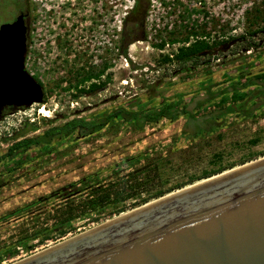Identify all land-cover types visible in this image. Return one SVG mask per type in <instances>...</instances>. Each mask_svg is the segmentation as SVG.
Returning <instances> with one entry per match:
<instances>
[{"label":"rangeland","instance_id":"rangeland-1","mask_svg":"<svg viewBox=\"0 0 264 264\" xmlns=\"http://www.w3.org/2000/svg\"><path fill=\"white\" fill-rule=\"evenodd\" d=\"M132 3L133 0H102L101 39L100 34L95 38L89 32L86 39L82 37L78 41L76 38L78 42L72 40L68 46L63 44V37L45 25L42 27V23L38 28L30 27L25 65L42 84L44 100L3 112L0 156L10 144L41 133L51 123L60 124L76 117L99 119L120 103L129 106L138 102L139 94L144 91L155 94V90L161 89L165 96H170L177 91L195 92L203 83L222 81L227 76L236 81L243 73L244 77L264 75V31L246 36L245 40L237 39L249 30L250 22L264 17V0H148L143 28L146 39L130 43L127 55L118 49L116 58L115 30L120 46L123 20ZM8 17L9 14H0V21ZM252 27L255 29L256 25ZM186 37L188 40L184 41ZM198 37L212 44V48L186 63L162 60L163 55L172 57L179 46L188 45ZM160 41L165 44L157 48L155 45ZM103 63L107 65L103 88L90 93L79 92L78 81ZM255 89L251 92L259 93L260 88ZM247 91L240 93L245 96ZM260 93L263 97L255 99L256 102L254 96L247 102L254 110L253 116L228 115L217 131L195 139L190 136L194 124L188 123L183 115L173 121L160 118L142 129L114 119L85 137L76 138L72 134L63 141L54 140L45 150L32 148L27 155H19L12 161L2 159L0 255L6 249L15 248L16 242L24 237L33 249L18 246L15 256H0V264L18 261L118 215L110 213L109 208L96 209L72 219V228L65 236L47 239L41 244L37 242L44 233L54 231V221L67 211L66 199L60 198V190L72 189L71 185L83 178L94 177L102 183L136 169H147L140 175L149 176L138 194L144 197L150 191L188 182L204 171L236 166L243 160L264 155V89ZM191 95L182 99L183 104L188 103ZM226 99L229 101L230 96ZM217 101L202 108L198 115L218 114ZM40 106L47 108L50 115L40 114ZM42 117H47L51 123H43ZM31 124L36 127L35 131L29 129ZM188 128L187 134L182 133ZM16 133L23 137L16 139ZM85 194L77 193L80 197ZM76 197L74 202L81 201ZM135 197L118 204L126 205L127 209L122 212L131 209L129 205L139 196Z\"/></svg>","mask_w":264,"mask_h":264},{"label":"water","instance_id":"water-1","mask_svg":"<svg viewBox=\"0 0 264 264\" xmlns=\"http://www.w3.org/2000/svg\"><path fill=\"white\" fill-rule=\"evenodd\" d=\"M27 36L22 15L0 26V119L44 99ZM195 182L10 264H264V160L176 192Z\"/></svg>","mask_w":264,"mask_h":264},{"label":"trees","instance_id":"trees-1","mask_svg":"<svg viewBox=\"0 0 264 264\" xmlns=\"http://www.w3.org/2000/svg\"><path fill=\"white\" fill-rule=\"evenodd\" d=\"M148 10V0H134L132 7L127 12V14H125L123 20L122 35L120 37L121 45L119 46L122 54L127 55L126 48L130 43L134 42L135 40L146 39V34L143 32V28L144 18L146 17ZM254 20L250 22L251 25H249V30L245 31L243 34L237 37L238 40H245L247 38L246 36L251 37L258 32L264 31V17H259L258 22ZM254 25H256L255 29H253L252 27ZM187 40L188 38L186 37L184 41ZM170 41L173 43L175 42V39H171ZM164 44V41H160L159 43H156L155 46L157 48H162ZM216 44L217 43L215 42L214 46ZM211 48L212 44H210L205 39L198 37L188 45L179 46L172 57H170L169 55H163L162 60L166 62L175 60L178 63H186L188 61L196 59L198 54ZM248 66H251V64ZM241 68L245 69V66H241ZM91 76L92 74L85 75L78 81V83H83L85 80H89ZM222 84H226L227 86L221 87ZM158 87L160 88V85H158ZM218 87L221 88L218 89ZM95 88V84H92L89 90H94ZM249 88L252 89H250L249 91ZM255 88H260L259 90H257L259 93L255 92V94H253V92H251L252 90H256ZM261 89H264V75L253 74L250 77H244L243 73L242 75H239V77H237L236 81H234L233 77L227 76L222 81H218L215 83L205 82L200 87H198L195 92L177 91L170 96H165L161 89L155 90V94L144 91L143 93L139 94L138 102L129 106H125L123 103H120L115 107V109H112L106 115L101 116L99 119H86L84 117H76L70 120H66L65 122L60 124H52L50 120L47 119V117H42L43 123H45L46 121L47 123L51 124L41 133L32 135L30 137H23L22 134L16 133L14 135L16 136V139L20 136H22L23 138L18 139L17 141L6 147L4 149V154L0 156V161L4 159L9 162L16 159L19 155H27L28 151L32 148H41L45 150L51 145L54 140L63 141L64 139L69 138L72 134H75L76 138L85 137L104 128L108 122H111L114 119L126 122L129 126L135 129H142L146 126V124L158 121L160 118H166L173 121L179 116L183 115L188 120V123L194 124L193 132L190 136L191 138L195 139L200 135H206L211 132L217 131L225 124L224 122L226 121V116L228 115L240 114L241 116L247 117L253 116L254 110L252 107L249 108L247 106V102L249 103L251 101L249 99L253 96L255 102L257 101L255 99L263 97V95H261L260 93ZM243 90H248L247 95L244 96L240 93ZM87 91L88 90L84 91L83 89L79 90V92ZM199 92H202V95H199ZM187 95H191L192 97L190 98L188 103L183 104L182 99H184ZM228 95L230 96L229 101H227L226 99V96ZM217 99L218 101L216 104L219 106L220 111L218 114L213 116H210L209 114H202V116L198 115V112L202 108L206 107L209 104H213ZM144 102H147L148 104L143 105ZM242 105L244 106L240 108V106ZM29 129L35 131L36 127L31 124L29 126ZM187 131L189 132V128L182 131V133L187 134ZM250 159L243 160L241 161V163ZM234 165L235 164L229 165L228 167L224 168L218 167L215 170L213 169L210 171H204L202 175L197 178H192L188 182L176 183L175 185H171L166 189H157L155 191H150L144 197H140V195L138 194H141V188L145 186L144 184L146 183L147 177L149 176L146 175L145 177H140V175L143 173V171H147V169H136L134 171L126 173L125 175L115 179L114 181L110 180L108 182L102 183L97 182V179L94 177L83 178L79 182H74L71 185L72 189L66 187L60 190V198L66 199L65 205H67V211L62 212V216L54 221V231L44 233V235H42L37 242L41 244L47 239L55 240L57 238L65 236L72 228V219L86 216L93 210H103L104 208H109L110 213L119 214L120 212L126 210L127 207L126 205L118 204L128 198L139 196L137 199H134L131 205H129V207L131 208L136 207L172 190L190 184L195 180H200L202 178L208 177L212 174L221 172L224 169L233 167ZM79 184L81 185L80 187H78ZM81 192H85L86 194L80 197V195H77V193L80 194ZM76 196L80 197L81 199V201H78V203L74 202L77 199ZM53 232H56V234H53ZM27 241L28 239L26 237L19 239L16 242L15 248L6 249V251L0 256H3L5 258H11L15 256L18 252V246L22 247V249L24 250L33 249V245H27Z\"/></svg>","mask_w":264,"mask_h":264},{"label":"flooded vegetation","instance_id":"flooded-vegetation-1","mask_svg":"<svg viewBox=\"0 0 264 264\" xmlns=\"http://www.w3.org/2000/svg\"><path fill=\"white\" fill-rule=\"evenodd\" d=\"M102 12V0H0V14L10 16L1 20L0 26L13 22L22 15L28 30L31 26L38 28L42 23V27L47 26L54 34L63 37V44L70 46L72 40L78 42L82 37L86 39L89 32L90 36L97 38V34H100V39L102 38ZM115 34L114 48L117 58L119 49L117 30ZM58 40L61 41L59 38ZM106 66V63H103L98 70L89 72L88 74H92L89 80L79 83L76 88L88 90L89 93L101 90L106 80ZM92 84H95L96 88L89 90ZM10 108L14 107H6L4 111Z\"/></svg>","mask_w":264,"mask_h":264},{"label":"bare ground","instance_id":"bare-ground-1","mask_svg":"<svg viewBox=\"0 0 264 264\" xmlns=\"http://www.w3.org/2000/svg\"><path fill=\"white\" fill-rule=\"evenodd\" d=\"M124 83H125V81H124ZM38 112H39L40 114H42L43 116H49V115H50V111H49L47 108L43 107V106H40V107L38 108ZM261 160H264V156H259L257 159H255V160H253V161H251V162H249V163H246L245 165H242V166H238V165H236L237 167H235V168H233V169L226 170V171H224L223 173H220V174H218V175H215V176L209 177V178H207V179H202V180H200V181H197V182H195L193 185L185 186L184 188L179 189V190H177L176 192H179V191L184 190V189H187V188H189V187H192V186H195V185L201 184V183L206 182V181H208V180H211V179H214V178H217V177L223 176V175H225V174H228V173H230V172H233V171L238 170V169H240V168H243V167H245V166L251 165V164L256 163V162H259V161H261ZM176 192H172V193H170V194H173V193H176ZM170 194H167V195H165V196H163V197H166V196H168V195H170ZM163 197H162V198H163ZM159 199H161V198H159ZM157 200H158V199H157ZM155 201H156V200H155ZM153 202H154V201H153ZM151 203H152V202H151ZM146 205H147V204H146ZM144 206H145V205H144ZM122 215H123V214H122Z\"/></svg>","mask_w":264,"mask_h":264},{"label":"built area","instance_id":"built-area-1","mask_svg":"<svg viewBox=\"0 0 264 264\" xmlns=\"http://www.w3.org/2000/svg\"><path fill=\"white\" fill-rule=\"evenodd\" d=\"M133 2H134V0H133ZM132 5H133V3H132ZM132 5H131V7H132ZM131 7H130V8H131Z\"/></svg>","mask_w":264,"mask_h":264}]
</instances>
